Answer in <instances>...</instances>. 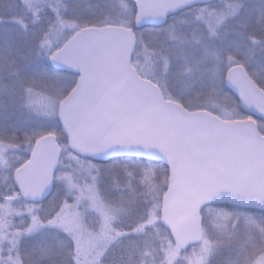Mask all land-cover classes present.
<instances>
[{
    "label": "snow or ice",
    "instance_id": "snow-or-ice-1",
    "mask_svg": "<svg viewBox=\"0 0 264 264\" xmlns=\"http://www.w3.org/2000/svg\"><path fill=\"white\" fill-rule=\"evenodd\" d=\"M0 264H264V0H0Z\"/></svg>",
    "mask_w": 264,
    "mask_h": 264
}]
</instances>
